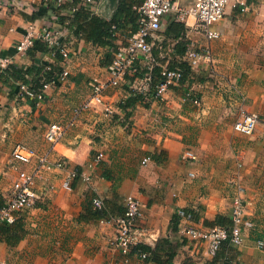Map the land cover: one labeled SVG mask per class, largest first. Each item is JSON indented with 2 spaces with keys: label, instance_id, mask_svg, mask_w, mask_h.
Here are the masks:
<instances>
[{
  "label": "crops",
  "instance_id": "obj_1",
  "mask_svg": "<svg viewBox=\"0 0 264 264\" xmlns=\"http://www.w3.org/2000/svg\"><path fill=\"white\" fill-rule=\"evenodd\" d=\"M120 1H82L81 5L110 20ZM175 4L188 9L194 0H175ZM245 6L227 7L224 18L213 26L220 36L212 41L198 31L193 16L182 20L177 10L172 11L154 39L155 64L174 67L183 61L178 49L185 41L210 46L212 62L193 67L189 79L161 98L136 101L126 112L120 105H128L125 101L147 67L144 59H137L118 86L104 90L114 115L106 117L103 106L82 112L53 147L45 138L48 126L75 117L74 109L92 95L95 80L110 81L113 55L126 46L132 24L119 26L112 49L61 27L56 16L51 17L57 0L47 6L43 0H0V54L10 59L9 64L22 73L46 63L70 72L39 102L21 95L17 88L21 81L10 71L5 72L8 82L0 77L1 196L5 200L10 196L18 169L31 171L35 164L15 167L11 152L17 143L40 154L50 153L52 162L62 160L67 165L46 171L36 182V206L19 212L14 223L0 230V264H125V256L112 241L117 233L115 218L125 214L129 195L141 202L140 223L149 235L145 244L157 248L163 263H210L214 258L205 245L180 231L183 221L178 211L190 210L196 225L210 227L219 215L230 218L231 196L238 184L245 189L248 217L255 227L245 232L243 245H225L219 254L227 264H264V246H258L259 240L264 241V0H245ZM176 24L183 30L178 38L172 30ZM30 26L38 31L45 26L63 31L71 49L67 64L43 48L30 54L16 52V44ZM242 109L261 116L251 136L233 128ZM229 113L234 123L228 120ZM187 150L195 153V161L182 159ZM99 152L104 159L89 169ZM147 157L150 160L143 164ZM73 170L91 173L92 180L88 183L78 177L71 180L70 190L64 189ZM220 173L225 176L219 177ZM95 198L103 201L105 217L88 215L87 208H95ZM169 254L173 257L167 262ZM128 256L129 264H159L142 260L134 251Z\"/></svg>",
  "mask_w": 264,
  "mask_h": 264
},
{
  "label": "built area",
  "instance_id": "obj_2",
  "mask_svg": "<svg viewBox=\"0 0 264 264\" xmlns=\"http://www.w3.org/2000/svg\"><path fill=\"white\" fill-rule=\"evenodd\" d=\"M66 0H57V6H60ZM86 3H92L93 0H81ZM50 0H43V4L47 6ZM233 4L235 7L239 4L245 9V0H194L192 7L181 9L176 6L175 0H143L138 11L141 15L139 19V28L135 33L129 35L127 44L123 48L116 51L113 55L110 72L112 78L105 84L98 80L94 81L92 95L84 100L79 107L74 109L75 117L71 118L67 123H51L45 133L46 140L53 147L66 135L68 130L74 126L77 116L82 112L88 111L96 106H103V114L106 117L114 115V107L108 104L104 97L106 86H118L120 79L124 77L135 61L142 58L146 61L148 71L140 79V83L133 86V91L143 96V99H148L151 91L152 75L151 69L155 64L153 58V48L155 46L154 39L157 33L162 28L164 18L172 11L177 10L180 19L193 16L196 19V26L209 41L217 39L220 34L213 26L221 21L227 7ZM62 27V26H61ZM37 40L43 41L50 49L49 55L58 60L56 53L62 56V61L67 64L71 57V49L68 42L65 40L64 33L61 29H54L52 26H45L38 31L33 26H30L23 38L16 44L15 50L19 54H27V52L35 46ZM60 60V61H61ZM192 68L197 67L201 63L212 62V50L210 46L198 47L192 43L187 44V50L182 58ZM10 59L0 54V73L9 65ZM45 71L50 70V66H46ZM41 78L43 86L39 91H34L29 85L20 84L21 95H26L34 101H40L44 95L52 90L57 83L66 80L70 76L68 69L57 75L53 81H45V75ZM162 76L164 82L156 87L154 99L161 98L167 93L171 86L180 85L182 78V70L178 67L170 69L168 66L162 67ZM189 96V95H188ZM193 102L199 104V99L194 98ZM261 122V116L254 111L242 109L240 116L236 119L233 128L237 133L251 136L256 131ZM51 154H40L36 149L24 143H17L11 152V161L16 168L19 165H32L33 169L27 171L18 169L17 178L13 184L10 196L5 200L4 205L0 207V226L4 224H12L16 221L19 212L27 208H33L39 199V194L35 190L36 182L44 176V173L53 169H65L66 163L62 160L52 162ZM104 153L99 152L88 165L89 169L97 167L104 159ZM182 159L185 161H195L197 156L191 150L183 153ZM150 160L147 157L143 160L146 164ZM80 177L85 182L92 180L91 173L87 171L73 170L69 173L63 183V188L71 189V180ZM52 188V187H51ZM237 192L231 196V226L229 228L223 226L202 227L194 223V213L190 210L180 209L178 216L180 218V231L182 234L194 241L197 244H203L206 247L207 253L213 258L219 255L223 245L229 242L232 246H241L245 241V232L255 227L254 222L248 217L246 199L244 196L245 189L241 184L237 185ZM94 207L102 209L103 201L100 198H95ZM126 211L123 216L115 218L117 223V233L112 244L120 250L125 256V264H129V254L140 244H145L148 241V232L142 227L141 220L144 212L142 204L138 198L129 195L125 198ZM258 246L263 247L264 241L259 240ZM139 257L147 261L151 253L137 252ZM219 264L223 263L220 259Z\"/></svg>",
  "mask_w": 264,
  "mask_h": 264
},
{
  "label": "trees",
  "instance_id": "obj_3",
  "mask_svg": "<svg viewBox=\"0 0 264 264\" xmlns=\"http://www.w3.org/2000/svg\"><path fill=\"white\" fill-rule=\"evenodd\" d=\"M143 0H121L116 14L114 17L110 20H106L104 18H101L95 14H93L88 8L81 5V0H67L64 3H62L60 6H57L55 10L52 12L51 17L56 16V22L60 24L62 27H66L70 29L72 32L75 33V35L78 38L85 39L88 41H91L94 45L106 47L110 46L112 49H115L114 45V39H115V32L121 26L122 24L130 23L132 24L133 32L135 33L139 28V19L141 17L138 8L142 4ZM44 10V9H43ZM181 25H173V31H174V37H179L183 33H181L183 30L180 28ZM171 31V30H170ZM131 33V34H132ZM189 42L185 41L183 44V47H179V52L185 54L187 50V44ZM155 47V46H154ZM43 48L45 52L50 53V49L47 47V45L41 41L37 40L35 43V46L31 48L27 54L32 53L35 49ZM153 48V55H155L156 50ZM56 57L58 58V61L62 59V56L59 54V52L56 53ZM113 59V58H112ZM50 66L49 71H45L46 66ZM180 68L182 70V78L180 80V85L184 83L187 79H189V76L192 73V67L185 61H181L174 67H169L170 69L173 68ZM37 69V70H36ZM36 69L32 71H28L27 73H22L19 71L16 67L9 64L6 69L3 70L2 73H0V77L2 80L9 81L8 75H5V72H9L20 82V84L23 85H29L32 90L39 91L42 86L43 82L41 81V78H43V75H45V81H53L57 78V75H59L63 69L58 68L54 63H46L45 66L42 67H36ZM148 71V68L146 67L145 71L142 74V77L144 74ZM27 74V75H26ZM151 75H152V84H151V91L148 99H153L156 87L164 82L165 78L162 76V66L158 65L157 63L153 65L151 69ZM5 78V79H4ZM4 81V82H6ZM178 87V86H171L170 88ZM20 90V86L17 87ZM131 96L128 98L127 101H125V104H121V108L126 110L127 106H132L136 101H141L143 99V96L138 94L135 91H130ZM127 112V110H126ZM129 115V113H127ZM5 199L0 194V207L4 205ZM87 213L92 218H102L106 216L105 213V207L102 209L97 208H87ZM124 215V214H123ZM122 215V216H123ZM83 216V215H82ZM85 216V215H84ZM83 216V217H84ZM174 223H177L175 221ZM214 226H223L229 228L231 226V218H228L223 215H219L216 217V220L212 223ZM212 225L210 227H212ZM4 225L0 226V230L4 229ZM9 226V225H6ZM9 228V227H8ZM166 241V240H165ZM229 242H226L225 245H228ZM222 247V248H223ZM147 252L151 253V256L149 259L156 260L159 264H165L162 262V260L157 257V248L153 249L151 246L146 244H140L137 247H135L132 252ZM220 253V252H219ZM173 255H168L167 262L172 260ZM147 259V260H149ZM220 259H223L220 254L213 259L212 262L207 264H219ZM225 262V260L223 261ZM185 264H194L191 261H186ZM224 264H227L226 262Z\"/></svg>",
  "mask_w": 264,
  "mask_h": 264
},
{
  "label": "rangeland",
  "instance_id": "obj_4",
  "mask_svg": "<svg viewBox=\"0 0 264 264\" xmlns=\"http://www.w3.org/2000/svg\"><path fill=\"white\" fill-rule=\"evenodd\" d=\"M156 49H154V51H155ZM228 120L229 121H232V123H234V115H232L231 113H229L228 114ZM224 145H225V142L223 143ZM226 146V145H225ZM221 147L223 148L224 146L223 145H221ZM242 160H244V158H241V161ZM239 166V165H238ZM240 167V166H239ZM238 169V168H237ZM228 175H230V173L228 174ZM223 176H225V174L224 173H220V175H219V177H223ZM227 176V175H226ZM229 184L231 183V182H228Z\"/></svg>",
  "mask_w": 264,
  "mask_h": 264
}]
</instances>
